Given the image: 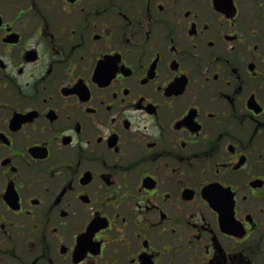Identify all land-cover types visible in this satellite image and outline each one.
<instances>
[{
    "label": "flooded vegetation",
    "instance_id": "1",
    "mask_svg": "<svg viewBox=\"0 0 264 264\" xmlns=\"http://www.w3.org/2000/svg\"><path fill=\"white\" fill-rule=\"evenodd\" d=\"M0 264H264V0H0Z\"/></svg>",
    "mask_w": 264,
    "mask_h": 264
}]
</instances>
